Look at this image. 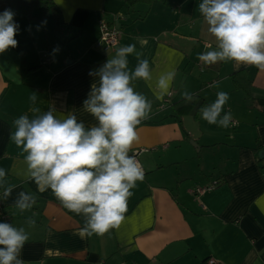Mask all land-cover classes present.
I'll return each instance as SVG.
<instances>
[{"label": "crops", "instance_id": "obj_1", "mask_svg": "<svg viewBox=\"0 0 264 264\" xmlns=\"http://www.w3.org/2000/svg\"><path fill=\"white\" fill-rule=\"evenodd\" d=\"M53 2L62 27L53 25V33L48 26L51 42L37 52L40 59L20 60L14 48L0 54V169L6 173L0 178V201L12 226L29 235L20 258L25 264H209L210 259L215 264H264V159L258 156L264 150V70L224 61L203 65L202 73L194 75L198 54L215 47L198 9L201 0H151L132 6L127 0ZM22 17L14 16L19 25L15 38L25 45L30 40L20 36L34 26L21 27ZM101 20L120 31L115 49L92 48ZM75 39L81 43L71 46ZM130 44L136 52L127 56L129 73L138 66L137 53L149 61L152 72L151 80L135 79L131 85L152 102L133 146L144 180L131 190L121 225L89 237L81 232L82 215L63 208L51 190L38 192L26 153L9 135L17 117L33 118L50 109L58 119L73 114L87 128L98 126L83 107L92 84L99 82L91 73L117 48ZM168 71L175 72L170 96L158 99L157 78ZM180 74H193L197 80L180 84ZM219 91L229 96L225 106L230 126L206 138L194 135L189 119L198 123L199 132L203 121L193 108L200 101L204 107L203 97ZM33 94V106L40 109L35 114L29 111ZM207 186L213 188L195 191ZM22 192L37 198L24 212L16 207ZM33 218L36 223L30 226Z\"/></svg>", "mask_w": 264, "mask_h": 264}, {"label": "clouds", "instance_id": "obj_2", "mask_svg": "<svg viewBox=\"0 0 264 264\" xmlns=\"http://www.w3.org/2000/svg\"><path fill=\"white\" fill-rule=\"evenodd\" d=\"M199 12L207 25V32L214 38L212 50L198 54V59L211 66L219 62L255 66L264 70V0H201ZM15 13L5 9L0 13V54L15 48L19 25ZM136 52L130 44L117 48L98 71V86L93 83L83 107L97 121L98 126L86 129L75 115L58 119L52 109L30 118L24 114L13 121L14 131L9 139L21 149L29 177L37 190H51L63 208L82 215V234L103 236L118 228L128 211V200L137 181L144 180V171L137 160L133 146L139 142L138 126L149 117L152 102L131 86L135 79L149 81L152 72L147 59H140L138 66L129 73L127 56ZM175 78L168 71L157 78V98L168 94ZM182 96L191 99L187 92ZM216 100L199 110L200 118L209 124L227 128L232 122L230 112L223 106L229 96L219 91ZM35 94L29 97V111L39 113L34 107ZM224 113L221 116V113ZM132 153L129 155V153ZM0 169V178L5 176ZM11 187L5 190V198ZM34 195L19 194L16 207L27 211L36 202ZM34 226L36 221H28ZM29 235L23 227H13L0 222V264H25L20 258Z\"/></svg>", "mask_w": 264, "mask_h": 264}, {"label": "rangeland", "instance_id": "obj_3", "mask_svg": "<svg viewBox=\"0 0 264 264\" xmlns=\"http://www.w3.org/2000/svg\"><path fill=\"white\" fill-rule=\"evenodd\" d=\"M22 18H23V20H25V25H23L21 27L29 28L31 25H33L34 27L30 28L24 34H22L20 36V37H27L30 40V42L27 43L26 41H24L26 47H25L24 44L21 43L22 46L25 48V51H24V54L18 53V55L20 57V60L25 57V59L27 61L33 62V61L36 60L37 56L39 58V53H37V52H39V51H41L43 49V47L45 45V41H46V45L48 43L50 45L51 40H47V31L46 30H48L50 36H52L51 30L48 29V26L50 28H52V32L53 33H54V27H53V23H51V21H48L45 26H42V25H40L38 23H30L24 17H22ZM29 35H31V39L29 38ZM59 40L61 41V39H59ZM33 43L36 44L37 46L34 47L32 45ZM79 43H81V41H79L78 39H75V40H73L71 42V46H75L76 44H79ZM197 60H199V59H197ZM203 65L205 66V64L201 63L200 60L195 63V65H194V75L195 76H199L202 73V70L204 69ZM194 75L193 74H184V75L180 74L179 75L180 84H182V83L185 84L186 81H187L186 86L192 84L194 81L197 80V78ZM25 77H26V75H25ZM216 98H217V96H215V95H211L207 99L203 97V99L206 102L205 106L210 105L211 103H213L216 100ZM223 108H224V112H228L226 110L227 108H226L225 105L223 106ZM223 114L224 113L222 112L221 116ZM199 118H200V113L198 115V119ZM189 120H190L189 121L190 122L189 127L192 129L194 135H198V134L202 133V135H204L205 138L209 137L212 134L217 133L218 129L220 128V127H218L215 124H209L205 120L201 119L203 121V127H202L201 132H199L197 130L198 126H199L198 123L196 121H193L192 119H189ZM189 143H190V146H191V144H192L191 141ZM192 145H194V144H192ZM195 154L197 155V153H195Z\"/></svg>", "mask_w": 264, "mask_h": 264}, {"label": "trees", "instance_id": "obj_4", "mask_svg": "<svg viewBox=\"0 0 264 264\" xmlns=\"http://www.w3.org/2000/svg\"><path fill=\"white\" fill-rule=\"evenodd\" d=\"M151 0H127L128 5L132 6L137 3L147 2L149 3ZM5 9H11L15 14L21 15L28 19L30 22H40L42 24L51 21L54 27L61 28L62 24L60 22V10L53 2V0H0V13H2ZM16 39V38H15ZM99 39V38H98ZM93 42L92 47L95 48L94 45L98 41ZM20 54H24V47L18 41L17 47L14 48ZM100 50V48H99ZM204 103L200 101L195 108H193V113L195 116H198L199 110L201 109ZM179 124H181L180 119H177ZM86 129H90L85 127ZM261 151V150H260ZM259 151V152H260ZM264 167L262 168V170ZM215 188V187H214ZM209 260L207 261V263Z\"/></svg>", "mask_w": 264, "mask_h": 264}, {"label": "built area", "instance_id": "obj_5", "mask_svg": "<svg viewBox=\"0 0 264 264\" xmlns=\"http://www.w3.org/2000/svg\"><path fill=\"white\" fill-rule=\"evenodd\" d=\"M99 32L100 36L98 41L95 43L94 47L95 48H100L103 50H112L115 49L118 46L119 42V36H120V31L113 25L107 23L105 20H101L99 22ZM170 94H168V97ZM135 155H137L139 152L134 151ZM130 153L129 155H131ZM215 187V186H214ZM213 187L212 186H207L204 188H197L195 191L197 193H203L204 191L211 190ZM2 202L0 201V218L4 222H9L10 223V218L9 215L6 214L4 211H2ZM209 264H215L214 260H209Z\"/></svg>", "mask_w": 264, "mask_h": 264}, {"label": "water", "instance_id": "obj_6", "mask_svg": "<svg viewBox=\"0 0 264 264\" xmlns=\"http://www.w3.org/2000/svg\"><path fill=\"white\" fill-rule=\"evenodd\" d=\"M258 156L260 159H264V150H261L259 153H258Z\"/></svg>", "mask_w": 264, "mask_h": 264}]
</instances>
